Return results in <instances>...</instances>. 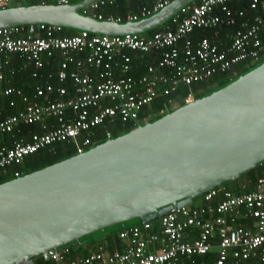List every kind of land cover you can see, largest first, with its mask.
<instances>
[{
    "label": "built area",
    "instance_id": "1",
    "mask_svg": "<svg viewBox=\"0 0 264 264\" xmlns=\"http://www.w3.org/2000/svg\"><path fill=\"white\" fill-rule=\"evenodd\" d=\"M15 1L36 0H0V10ZM52 1L68 5L75 0ZM116 1L94 0L81 12L98 21L123 23L121 17L100 12ZM136 1L141 6L125 16L126 22L147 18L170 3ZM238 1L242 0L189 3L171 16L162 30L152 34L110 36L77 31L72 36H60L63 28L45 23L0 29V83L8 81L4 72L14 55L22 60L21 69L33 70L31 77L36 79L50 58L60 57L57 85L49 82L54 78L49 74L48 80L35 85L29 95L10 85L0 91L8 107H18L17 101L21 104L14 114L6 115L0 106V135L14 138L22 125H35L39 130L26 140L13 139L9 146L0 147V171L58 142L71 144L77 154H82L91 144L94 129L115 119L146 122L151 114L141 117V111L158 99L165 100L158 114L166 115L173 108L172 96L181 86L208 83L213 75L227 73L242 61L264 58V6L250 19L244 10L231 9L230 4ZM244 1L252 11L260 5V0ZM239 18L241 26L229 37L225 50L207 38H191L195 31L232 26ZM130 51L141 56L152 54L157 61L146 64L143 73L135 77L131 74L132 57L127 54ZM66 81H70V89L61 85ZM194 100L188 92L183 102ZM105 136L110 139L111 133ZM13 175L20 177L18 171ZM197 199V203L173 206L153 222L140 221L121 229L118 237L122 251L108 253L98 245L96 250L80 255L65 245L54 250L48 260L55 264H196V256L214 253L211 262L201 260L198 264H264V177L256 179L244 193L233 194L217 187Z\"/></svg>",
    "mask_w": 264,
    "mask_h": 264
},
{
    "label": "water",
    "instance_id": "2",
    "mask_svg": "<svg viewBox=\"0 0 264 264\" xmlns=\"http://www.w3.org/2000/svg\"><path fill=\"white\" fill-rule=\"evenodd\" d=\"M93 1L7 7L0 29L45 23L110 36L146 33L195 0H173L125 23L84 15ZM263 161L264 63L152 123L0 183V264H34L113 225L153 222Z\"/></svg>",
    "mask_w": 264,
    "mask_h": 264
},
{
    "label": "trees",
    "instance_id": "3",
    "mask_svg": "<svg viewBox=\"0 0 264 264\" xmlns=\"http://www.w3.org/2000/svg\"><path fill=\"white\" fill-rule=\"evenodd\" d=\"M170 2L173 0H169ZM200 0H195L194 3H198ZM77 0H75L73 3H76ZM40 4H55L52 0H36V1H30V2H24V1H15L11 3L8 7H17V6H30V5H40ZM141 6V3L136 0H118L114 5L110 6L106 12L113 14L114 16H119L122 18V22L125 23V16L129 13H136ZM231 9L234 12H237L238 10H244L245 16L247 18H252L253 15L256 13H259L261 11L260 5L257 10L252 11L248 8V4L246 1H238L233 4H230ZM102 12V11H101ZM105 10H103V13H106ZM153 15V14H152ZM150 15V16H152ZM149 16V17H150ZM242 19H237V22L235 25H222L215 29L210 30H198L195 31L191 38L193 40H198L202 38H207L209 41H211L213 44L218 46L219 50H225L229 44L230 40L229 37L233 34V32L240 28ZM168 23V21L163 25L159 26L155 29L149 30L146 32V34H152L153 32L160 31L164 28V26ZM77 31L72 29H65L63 28L60 32V36H72ZM132 57V67L133 71L131 74L133 76H138L139 74L143 73L144 67L148 63H155L157 61V56L155 57L152 54L144 55V58H135L133 57V52H127ZM155 57V58H152ZM50 62V59H49ZM45 64L44 68H42L39 72V78H32L31 77V70H19L22 67V60L18 58V56L14 55L13 59L9 65V67L5 70V78L6 80L4 83H1L3 85V88L7 85H10L15 88L21 89L26 94L32 93V88L35 85H39L44 83V81H47V76L51 74L54 76L53 79H50L49 82L57 85V81L55 79L56 73L59 70V64L55 68V70L50 69V63ZM264 63V58L251 62L249 60L242 61L234 66L227 72V73H218L212 76L210 81L208 83H196L191 85L190 87L181 86L177 93L172 96V99H174L178 104L176 108L184 106L183 99L187 95L188 92H191L194 96V99H200L204 96H207L221 88H224L231 82L237 80L238 78L242 77L243 75L247 74L248 72L252 71L256 67L260 66ZM13 70L20 71L17 72L16 75L13 77L9 75V72ZM68 89L71 88L70 81H66L63 84ZM216 86V88H213ZM18 107L11 108L8 107L7 103H5L3 107V113L6 114H14L19 108H21V104L19 101H17ZM165 100L158 99L156 100L150 107H145L142 111L140 116H145L148 113L151 114V117L148 121L142 122L141 120L137 122H126L123 123L119 119H115L111 122L106 123L105 125H102L93 131L94 135L91 139V144L86 148V151L92 149L93 147L100 145L104 143L105 141L109 140L105 136L106 132L111 133V138H116L118 136H121L123 134L128 133L129 131L135 129L139 125H144L147 123H152L158 119H160L164 115H159L158 111L164 106ZM174 109L171 108L169 112L173 111ZM132 123V124H130ZM134 123V124H133ZM38 128L35 125H22L20 127L19 133L15 134V137L12 138L10 134H3L0 135V147L3 145L9 146L13 139H27L28 135L34 132H38ZM85 151V152H86ZM77 155L74 147L71 144L65 143V142H58L55 144H52L50 146H47L43 149L38 150L37 152H34L28 156H26L22 163L19 165H15L9 168H6L4 171H0V183L10 181L14 178V171H18L20 176L26 175L35 171H38L40 169H43L45 167H48L52 164H55L57 162H60L62 160H65L67 158L73 157ZM264 177V161L260 164H257L254 168H252L249 171H246L239 175L234 180H229L220 185L218 188H224L227 191L233 193V194H239L249 191L253 183L256 179ZM198 200L197 198L194 199ZM140 221H136L134 223L128 224V225H122L118 230L111 231V230H103V235L97 239H91L90 241L87 239L88 235L81 238L80 242L78 243H71L68 244L67 247L71 248V253H79L80 255H86L91 251L96 250L97 246H104L106 252H113V251H122L124 249L122 241L118 237V232L123 229L124 227H128L129 225L139 223ZM154 227L155 222L153 223ZM196 264L201 262V260H206L207 262H211L214 259V253L209 254L206 257L196 256L195 258ZM34 264H55L51 260H45L42 255L37 256L33 259Z\"/></svg>",
    "mask_w": 264,
    "mask_h": 264
},
{
    "label": "crops",
    "instance_id": "4",
    "mask_svg": "<svg viewBox=\"0 0 264 264\" xmlns=\"http://www.w3.org/2000/svg\"><path fill=\"white\" fill-rule=\"evenodd\" d=\"M118 1V0H117ZM116 1V2H117ZM149 1V3H151V1L152 0H148ZM115 2V3H116ZM114 3V4H115ZM113 4V5H114ZM110 6H112V5H110ZM110 6H105L104 8H102L101 10H100V12L104 15V16H108V15H113V14H110V13H107L106 12V10L110 7ZM264 6V0H260V9H262V7ZM103 10H105V12L106 13H103ZM114 16V15H113ZM114 17H119V16H114ZM133 57H135V58H144V56H141L139 53H133ZM152 58H155V57H152ZM48 62H49V60H48ZM59 62H60V57L58 56V55H55L53 58H50V69H52V70H55V68L57 67V65L59 64ZM133 63V62H132ZM19 70H22V69H19ZM23 70H26V69H23ZM31 70V69H30ZM134 70V69H133ZM33 70H31V72H32ZM17 72H20V71H15V74L14 75H16L17 74ZM13 75V76H14ZM12 76V77H13ZM2 83H4V82H2ZM2 88H3V85H1V83H0V91L2 90ZM25 93V92H24ZM5 103H6V100L5 99H3L2 98V96H0V106L2 107V109H3V107H4V105H5ZM173 104H178L175 100L173 101V103H172V106H173ZM177 106V105H176ZM50 122V121H49ZM51 124H53V121H51Z\"/></svg>",
    "mask_w": 264,
    "mask_h": 264
},
{
    "label": "rangeland",
    "instance_id": "5",
    "mask_svg": "<svg viewBox=\"0 0 264 264\" xmlns=\"http://www.w3.org/2000/svg\"><path fill=\"white\" fill-rule=\"evenodd\" d=\"M176 105L177 104H173V106H172L173 109H175L177 107ZM195 202L197 203L198 200H195ZM136 221H139V220L138 219H133V220H130V221H126L124 223H120V224L108 227V228H106L104 230H106V231H108V230L115 231V230H118L123 224L124 225H128V224L134 223ZM102 231L103 230H100V231L94 232L92 234H89L87 239L90 241L91 239H97V238L101 237L103 235Z\"/></svg>",
    "mask_w": 264,
    "mask_h": 264
},
{
    "label": "bare ground",
    "instance_id": "6",
    "mask_svg": "<svg viewBox=\"0 0 264 264\" xmlns=\"http://www.w3.org/2000/svg\"><path fill=\"white\" fill-rule=\"evenodd\" d=\"M130 124H132V123H130ZM134 124V123H133Z\"/></svg>",
    "mask_w": 264,
    "mask_h": 264
}]
</instances>
